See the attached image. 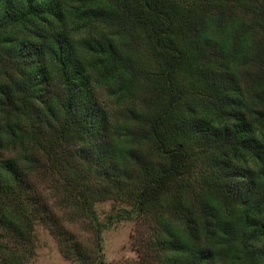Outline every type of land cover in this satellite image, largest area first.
Segmentation results:
<instances>
[{"label": "trees", "instance_id": "16d2710c", "mask_svg": "<svg viewBox=\"0 0 264 264\" xmlns=\"http://www.w3.org/2000/svg\"><path fill=\"white\" fill-rule=\"evenodd\" d=\"M12 146L0 264L24 263L35 222L64 256L104 264L30 193L35 167L96 232V199L160 212L158 264H264V0H0V147Z\"/></svg>", "mask_w": 264, "mask_h": 264}, {"label": "rangeland", "instance_id": "374dc122", "mask_svg": "<svg viewBox=\"0 0 264 264\" xmlns=\"http://www.w3.org/2000/svg\"><path fill=\"white\" fill-rule=\"evenodd\" d=\"M97 98L106 108L111 99L102 87L96 88ZM14 146L0 147V158L15 155ZM193 180L197 182L196 170ZM56 175L35 167L29 175L30 193L45 205L43 209L78 239L85 250L103 259L104 264H158L157 250L151 245L152 226L157 227L156 212L152 216L132 215L130 205L115 202L112 198L96 199L92 203L93 215L101 230L91 224V215L77 211L75 199L70 196ZM120 207L128 208V217L116 215ZM161 215H166L165 211ZM1 230V227H0ZM33 251L23 264H79L66 257L60 250L57 237L48 226L35 222L33 225Z\"/></svg>", "mask_w": 264, "mask_h": 264}]
</instances>
